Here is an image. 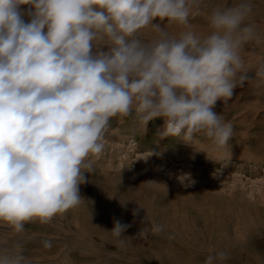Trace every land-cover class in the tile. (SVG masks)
Here are the masks:
<instances>
[{
  "label": "clouds",
  "instance_id": "9594fccd",
  "mask_svg": "<svg viewBox=\"0 0 264 264\" xmlns=\"http://www.w3.org/2000/svg\"><path fill=\"white\" fill-rule=\"evenodd\" d=\"M252 11L250 0L218 6L202 34L190 24L202 0H0V220L20 233L78 206L114 117H163L161 138L202 133L223 149L233 126L214 108L252 79L241 55L262 42ZM156 18L183 30L170 36ZM148 26L157 39L138 35ZM255 75L264 81V65ZM128 227L116 220L110 231L120 239ZM163 229L149 222L138 236ZM227 259L209 249L203 264ZM0 264L26 261L0 251Z\"/></svg>",
  "mask_w": 264,
  "mask_h": 264
},
{
  "label": "rangeland",
  "instance_id": "374dc122",
  "mask_svg": "<svg viewBox=\"0 0 264 264\" xmlns=\"http://www.w3.org/2000/svg\"><path fill=\"white\" fill-rule=\"evenodd\" d=\"M239 2L202 0L191 27L207 34L212 10ZM250 2L249 22L262 42L241 52L252 79L215 105L233 126L223 149L202 133L161 138L163 117L147 125L135 113L114 117L103 152L91 158L94 173L86 172L79 186L81 203L48 223L28 222L20 233L0 220V251L18 253L26 264H203L215 249L228 253L223 264H264V81L255 75L264 65V0ZM20 7L30 22V6ZM153 23L166 25L170 36L183 30L159 18ZM138 35L158 38L151 26ZM116 220L130 225L120 239L110 231ZM149 222L163 224V231L138 236Z\"/></svg>",
  "mask_w": 264,
  "mask_h": 264
}]
</instances>
